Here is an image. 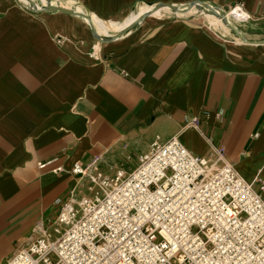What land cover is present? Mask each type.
Segmentation results:
<instances>
[{
    "label": "crops",
    "instance_id": "1",
    "mask_svg": "<svg viewBox=\"0 0 264 264\" xmlns=\"http://www.w3.org/2000/svg\"><path fill=\"white\" fill-rule=\"evenodd\" d=\"M195 3L242 5L251 43L201 9H156ZM52 4L77 15L0 0V264L88 194L76 165L132 173L158 138L232 165L264 198V0Z\"/></svg>",
    "mask_w": 264,
    "mask_h": 264
},
{
    "label": "built area",
    "instance_id": "2",
    "mask_svg": "<svg viewBox=\"0 0 264 264\" xmlns=\"http://www.w3.org/2000/svg\"><path fill=\"white\" fill-rule=\"evenodd\" d=\"M225 14L234 26L250 19L240 4ZM72 174L89 179L88 194L64 203L6 264H264L262 195L178 138H158L132 173L76 165Z\"/></svg>",
    "mask_w": 264,
    "mask_h": 264
},
{
    "label": "water",
    "instance_id": "3",
    "mask_svg": "<svg viewBox=\"0 0 264 264\" xmlns=\"http://www.w3.org/2000/svg\"><path fill=\"white\" fill-rule=\"evenodd\" d=\"M19 1L22 4H24L27 8H29L30 10L35 11V12H45V13L60 12V13L68 14V15H77V11L75 9H65L61 6L53 5L52 3L48 4L47 7L43 6L41 8H38L37 5L32 0H25L26 3L23 0H19ZM163 8L164 9L166 8L172 12H178V13H185L187 11H190L192 9H197V8H198V10L201 9L202 11H204V13L221 19L223 21V23L225 25H227L230 29H232L234 32H236L244 42L251 43L245 39L244 35L236 28V26H234L233 24L230 23V21L227 18L224 11L217 9V8H214L209 4L195 3V4L186 5V6L160 4V5H158V7L156 9L159 10V9H163ZM137 20L138 19H136L134 22H136ZM93 35L97 41L104 42V39L101 38L96 33L95 30H93ZM257 44H264V42L263 41L258 42Z\"/></svg>",
    "mask_w": 264,
    "mask_h": 264
},
{
    "label": "rangeland",
    "instance_id": "4",
    "mask_svg": "<svg viewBox=\"0 0 264 264\" xmlns=\"http://www.w3.org/2000/svg\"><path fill=\"white\" fill-rule=\"evenodd\" d=\"M55 230H56V229H53V230L50 232V233L53 234V238H54V239H56V237H57V235H55ZM15 251H16V250H15ZM15 251L12 252V254L10 255V257L13 255V253H14ZM6 263H7V262H6ZM6 263H5V264H6Z\"/></svg>",
    "mask_w": 264,
    "mask_h": 264
},
{
    "label": "bare ground",
    "instance_id": "5",
    "mask_svg": "<svg viewBox=\"0 0 264 264\" xmlns=\"http://www.w3.org/2000/svg\"><path fill=\"white\" fill-rule=\"evenodd\" d=\"M23 1L26 3L25 0H23ZM130 22H131V19H129L125 25L129 24ZM122 27H123V26H122Z\"/></svg>",
    "mask_w": 264,
    "mask_h": 264
}]
</instances>
